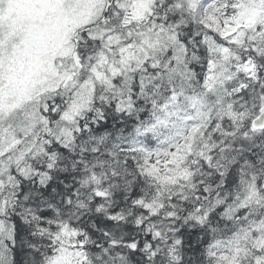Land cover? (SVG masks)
I'll list each match as a JSON object with an SVG mask.
<instances>
[{
    "label": "snow or ice",
    "instance_id": "6c2138e0",
    "mask_svg": "<svg viewBox=\"0 0 264 264\" xmlns=\"http://www.w3.org/2000/svg\"><path fill=\"white\" fill-rule=\"evenodd\" d=\"M0 264H264V0H0Z\"/></svg>",
    "mask_w": 264,
    "mask_h": 264
}]
</instances>
